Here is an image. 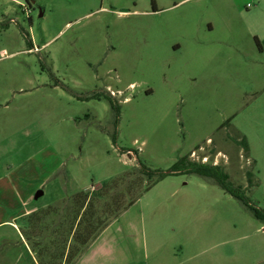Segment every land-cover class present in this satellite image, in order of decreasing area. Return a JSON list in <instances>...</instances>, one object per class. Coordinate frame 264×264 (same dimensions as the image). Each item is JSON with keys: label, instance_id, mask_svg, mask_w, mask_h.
Listing matches in <instances>:
<instances>
[{"label": "rangeland", "instance_id": "obj_1", "mask_svg": "<svg viewBox=\"0 0 264 264\" xmlns=\"http://www.w3.org/2000/svg\"><path fill=\"white\" fill-rule=\"evenodd\" d=\"M263 17L264 0H0L8 167L37 156L83 193L140 164L166 174L80 259L49 211L38 264H264V223L211 168L264 213ZM188 159L209 174H169Z\"/></svg>", "mask_w": 264, "mask_h": 264}, {"label": "trees", "instance_id": "obj_2", "mask_svg": "<svg viewBox=\"0 0 264 264\" xmlns=\"http://www.w3.org/2000/svg\"><path fill=\"white\" fill-rule=\"evenodd\" d=\"M109 97L110 106L114 109L113 98ZM94 98L100 99V96L96 95ZM211 168L214 169L213 172L217 176L215 181L218 185L248 209L253 218L264 223V213L250 206L240 191L238 192L226 184V177L217 172V167L212 165ZM181 170L204 177L209 174V170L204 168L203 163L198 164L195 161H189V159L178 161L169 174L174 175ZM133 175L135 177H131V174H128L127 178H134L132 184L138 183L139 189H137L138 191L136 190L137 192H130L133 185L128 184L127 178L116 179L113 185H106L99 190L81 192L68 197L65 201V204H67H64L65 206L50 207V210L39 211L38 215L36 213L35 215L23 217L21 222L27 230L26 238L28 244L31 247H34V243L40 246L43 241L46 242L55 235L58 240L65 241V244H69L71 241L68 254L74 255L75 258L78 256L80 259L85 247L94 241L112 222L116 221L120 214L141 196L142 192H146L151 186L163 180L166 176V174L157 171H150L141 164ZM136 188L138 187L136 186ZM49 211H51L50 213L53 214L59 225L58 223L55 224V229H53L55 232L51 237L43 238L39 233L45 229L44 225L48 226L45 217L48 216ZM60 225L61 229L59 228ZM64 235L65 237L62 240Z\"/></svg>", "mask_w": 264, "mask_h": 264}, {"label": "crops", "instance_id": "obj_3", "mask_svg": "<svg viewBox=\"0 0 264 264\" xmlns=\"http://www.w3.org/2000/svg\"><path fill=\"white\" fill-rule=\"evenodd\" d=\"M259 24H264V17ZM256 31L260 33L255 36L261 37L264 42V25ZM4 145L7 147V142ZM5 156L0 150V264H18L22 250L28 261L38 264L27 243V230L21 219L49 207H57V203L82 191L77 187L69 188L72 177L68 170L63 172L59 165L47 169L48 163H41L37 156L27 155L19 161L9 159L8 167L3 158ZM40 165L48 172H40ZM20 226L24 228L25 235L19 231Z\"/></svg>", "mask_w": 264, "mask_h": 264}, {"label": "built area", "instance_id": "obj_4", "mask_svg": "<svg viewBox=\"0 0 264 264\" xmlns=\"http://www.w3.org/2000/svg\"><path fill=\"white\" fill-rule=\"evenodd\" d=\"M110 93H111V95H114L112 91Z\"/></svg>", "mask_w": 264, "mask_h": 264}, {"label": "flooded vegetation", "instance_id": "obj_5", "mask_svg": "<svg viewBox=\"0 0 264 264\" xmlns=\"http://www.w3.org/2000/svg\"><path fill=\"white\" fill-rule=\"evenodd\" d=\"M111 92V91H110Z\"/></svg>", "mask_w": 264, "mask_h": 264}]
</instances>
